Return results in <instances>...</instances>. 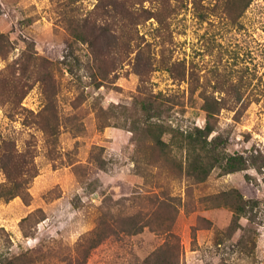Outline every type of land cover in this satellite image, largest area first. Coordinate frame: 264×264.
<instances>
[{"label":"rangeland","instance_id":"1","mask_svg":"<svg viewBox=\"0 0 264 264\" xmlns=\"http://www.w3.org/2000/svg\"><path fill=\"white\" fill-rule=\"evenodd\" d=\"M206 124L222 165L197 181L175 158L179 133ZM151 132L173 139L163 157ZM0 139L38 170L27 202L0 197V264H157L170 217L180 264H264V0H0ZM159 186L170 206L137 216ZM237 191L253 208L235 228ZM108 210L147 225L85 256Z\"/></svg>","mask_w":264,"mask_h":264},{"label":"trees","instance_id":"2","mask_svg":"<svg viewBox=\"0 0 264 264\" xmlns=\"http://www.w3.org/2000/svg\"><path fill=\"white\" fill-rule=\"evenodd\" d=\"M138 54L142 51L138 50ZM137 54V55H138ZM97 56V55H96ZM97 58V57H96ZM150 63V61H149ZM146 100L143 101L144 108H147ZM154 126H158L153 122H147L141 129L150 131ZM214 128L209 124H206L204 127L199 128V131L202 132L200 135H195L192 132H180L181 137L179 147L186 151V156L183 158H175V167L178 174H185L188 177H194L197 181L204 180L213 167L217 164L222 165V162H215L219 160V156L209 155L205 156L204 152L209 151L207 144L211 141L208 140L209 135L212 133ZM164 133V132H163ZM149 135L153 137L152 144L156 147L159 156L163 157V153H166L168 146L172 144L173 139H170L169 142H166L162 135H157L154 132H151ZM32 150L30 148L19 149L17 143L12 139H0V162L1 167L8 177V182L1 184L0 189L2 188L5 192H0V197H13L21 195L24 200L27 202V196L29 193V184L32 180V177H35L38 174V170H34L35 164L32 163ZM194 154L193 159L191 155ZM167 155V154H164ZM153 157H157V152L153 153ZM158 158L151 159L152 161H157ZM208 157L209 162H205L204 159ZM185 160H187L185 166ZM214 160V161H213ZM155 162H147L148 165H152ZM246 162L243 159V156L237 158L235 156H229L226 166L227 171L231 172L237 169H242L245 167ZM161 188V186H159ZM149 191L150 194L144 196L146 198L147 207H140L137 216H144L146 219L149 218L150 213L160 210L164 205L169 204V195L162 190L159 191ZM141 193H134L130 200L132 202H137V199ZM237 200L235 204L234 211V221L235 228L239 226V218L241 215L246 214L248 211V205L253 208V200H246L244 194L237 191L236 194ZM140 206V205H139ZM33 214V213H32ZM31 216L28 215L23 218L22 222L27 220ZM174 217V215H173ZM170 219H167L164 222L166 225L163 226L162 231L165 234L164 242L151 254V256L158 257L157 264H180V258L182 255V244L181 239L176 232L172 229V222ZM147 225L146 221L143 223L141 220L136 219L135 217L126 218L123 220L120 227L118 228V221L115 215L110 211L102 213L99 217L97 227L91 232L87 233L81 243L84 245L85 256H88L93 248L98 246L105 238L110 235L115 234L118 230L125 232H141L144 227ZM121 228V229H120ZM29 253L18 254L13 257L12 260L5 262L4 264H38L36 258ZM28 257L29 260L22 262V259Z\"/></svg>","mask_w":264,"mask_h":264}]
</instances>
